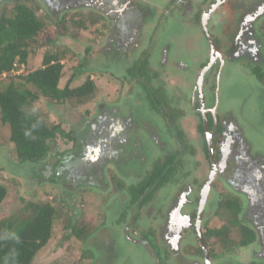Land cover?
<instances>
[{
	"label": "rangeland",
	"instance_id": "obj_1",
	"mask_svg": "<svg viewBox=\"0 0 264 264\" xmlns=\"http://www.w3.org/2000/svg\"><path fill=\"white\" fill-rule=\"evenodd\" d=\"M13 1L0 0V11L2 9L11 10ZM111 1L115 2V0ZM121 1L122 3L130 2L128 11L114 13L112 17L106 15L103 9L99 10L101 7H106L107 3L104 0H32L30 5L47 24L44 35L53 38L52 49H59L60 52L65 53V77L61 81V87L65 86L75 70L78 73V79L72 83V87L82 84L87 77H91L97 87L92 99L81 105L72 102L64 106H54L49 101L42 100L40 107L47 112L48 121L51 124H61L66 131L73 129L77 135L76 142L73 143L66 144L59 140L58 145L52 147V152L44 162V166L42 164H18L13 161L14 145L9 141V126H2L0 123V183L6 185L8 189V200L0 206L1 216H8L15 212L29 199L45 201L56 197L68 203L64 217L56 222L53 238L40 253L35 264H61L62 261V264H93L89 260L86 261L85 256L82 257L85 247L81 242L70 240V238L65 239V235L69 234L65 232L64 227L68 218L73 217L75 219L84 218L85 221L91 222L99 229L107 223L109 216V220L112 219L115 227L113 238L124 249V252L120 250L123 256L125 253L126 257L132 260L131 264L137 262L146 264L138 254V246L129 245L125 225L114 221L122 210L119 208L118 213L120 198L127 195L123 191L128 188L134 190L136 186L134 181L138 179L137 177L126 179L118 168L122 171L121 168L129 160L134 159L135 155L142 150L143 152L150 150L148 142L147 144L143 142L144 149L139 146V141L141 137L143 138L137 130L139 126L151 128L154 132L153 136L158 140L163 136V130L161 132L160 127H155L147 116V94L149 101L156 107L160 116L164 117L166 114L173 120V106L176 103H170L171 97L168 91H173V99H189L192 90L190 87L188 90L179 88V85L184 86L190 83L183 81L182 74H178V70L175 69H173L174 73H168V79L163 84L168 87H165L168 91L162 92L164 98L159 89L151 86L147 81V70L141 73V79L126 80L124 75L120 74L121 71L135 64L137 58L141 59V51L139 52L141 46H144L142 47L144 49L145 46L151 45L150 39L156 42L162 40L150 32L155 26L150 23L157 20L159 22L163 11L161 7L164 6L165 9L168 8L167 4L171 5L166 0ZM253 1L255 0H238V7L251 8L254 5ZM199 3L198 0H192L191 12L197 11ZM100 4H102L101 7ZM181 10L180 5L174 18L169 15L164 20V24H169L167 30L165 26L162 28L163 33H167L166 39L152 44V60L150 61L156 64L158 69L161 68L162 62L164 65L176 54H179L187 63L188 57L190 61L195 60L192 66L197 69L201 67V62L208 55L206 39L201 26L190 25L189 19L184 24L188 14ZM91 11L99 13L104 18V25L89 26L88 30H81L79 37L76 38L78 29H75L73 25L78 20L85 21ZM119 18L124 21L120 20V27H117L119 31L116 36L120 38L118 41V38L110 33L114 29L116 31V26L111 20ZM232 18L233 15L228 16L226 23ZM64 20V26L58 25ZM147 23L151 25L150 28H144ZM67 28L70 32L68 34L66 33ZM97 28L103 33H96ZM146 33L149 34L148 37ZM129 36L133 38V45L124 47L121 40L124 41ZM43 53L44 51H40L34 58L31 70L41 67ZM236 67H238L236 64H232L225 70L220 103L222 108L224 106L225 110L231 111L247 143L246 151L253 166L243 168V171L252 172L255 182L264 187V88L252 80L250 75L245 78ZM170 68L166 66L165 69L170 71ZM114 73L117 76H114ZM173 74L177 79L182 80L179 84L172 77ZM4 81L7 82L6 79H3ZM192 99L194 101L193 95ZM157 104H160V108L156 106ZM191 129L194 132L195 126L193 128L191 126ZM145 132L148 130L144 129L143 133ZM63 153L66 154L64 157L61 156ZM130 153L133 154L131 157H129ZM60 159L63 160L62 166H56ZM114 161L116 165L113 164ZM128 164L130 170L140 169L139 162L132 164L129 161ZM55 171L58 172L59 177H53ZM50 178L51 180H48ZM114 178L122 181L123 185L120 188L114 185ZM16 181L19 183L16 184ZM133 182L135 186L132 185ZM259 200L260 215L257 214V216L259 222L264 224V189L259 195ZM168 204L169 202L166 205ZM153 213L152 221L160 218L157 213ZM95 234L100 235V232L97 230ZM101 234L106 235L107 232L101 231ZM115 252L118 251L115 250ZM122 260L123 258L112 264H120ZM242 260L248 261L247 258L240 256L238 261L242 262ZM249 263L250 261L246 264Z\"/></svg>",
	"mask_w": 264,
	"mask_h": 264
},
{
	"label": "flooded vegetation",
	"instance_id": "obj_2",
	"mask_svg": "<svg viewBox=\"0 0 264 264\" xmlns=\"http://www.w3.org/2000/svg\"><path fill=\"white\" fill-rule=\"evenodd\" d=\"M198 1L197 11L191 12L192 0H166L171 5L167 4L166 10L161 7L162 17L159 22L150 23L155 25L150 32L162 39L159 42L165 40L167 33L164 34L162 28L165 26L167 30L169 24H164V20L169 15L174 18L181 5V11L189 17L184 24L189 19L190 25L201 26L206 39L208 55L201 62V67L194 69L195 60L190 61L188 57L187 63L176 54L164 65L162 62L158 69L150 60L152 44L159 42L150 39L151 45L139 49L141 60L146 61L143 72H148L147 81L159 89L162 96V92L168 91V87L163 85L168 73L172 74L175 70L182 74L183 81L190 83L179 85V88L188 90L190 87L192 91L189 99H173V91H168L170 103H176L173 120L166 114L161 117L149 98L146 99L147 116L155 127H160L161 132L163 130V136L158 140L151 128L138 125L136 128L143 136L139 146L144 149L143 142H148L150 150H142L129 160L132 164L139 162V170H130V165H126L128 169H123L126 172L118 170L126 179L138 178L133 180L136 186L132 183L135 188L157 168H163L162 178L145 192L129 188L123 191L127 193H124L127 198L125 195L120 198L118 213L119 208L122 210L114 221L125 225L129 245L138 246V254L146 264H246L248 261L249 264H264V224L257 216L260 215L259 195L264 187L255 182L252 172L243 171V168L253 166L246 151L247 143L231 111L225 110L224 106L222 108L220 103L222 78L229 65L236 64L245 78L250 75L264 88V0L253 1L251 8L238 7V0ZM104 2L106 7L100 4L99 10L103 9L109 17L117 12H127L130 5V2L122 3L121 0ZM230 15L233 18L226 23ZM120 20H111L116 31L114 29L110 34L113 33L118 41L120 38L116 34ZM150 24L147 23L144 28H150ZM146 35L148 37L149 34ZM132 39L129 36L121 40L123 46L131 47ZM166 66L171 67L170 71L165 69ZM174 76L179 84L182 80ZM156 106L160 108V104ZM190 125L192 128L195 126L194 132ZM129 126L132 127L130 123ZM144 129L148 132L143 133ZM113 164L116 165V161ZM135 195L139 197L136 199ZM232 201L240 202L236 212L241 223L255 231V239L245 246L238 237V226L234 227L229 222L231 214L222 209ZM235 207L238 209V206ZM153 212L160 218L152 221ZM109 219L110 216L107 223L98 229L100 235L94 234L92 241L83 244L85 252L82 257L85 256L86 261L93 264H112L122 258L120 264H131L132 260L125 253L123 256L124 249L113 238L115 227ZM227 228L232 229L230 234H222ZM100 230L107 234H101ZM240 256L248 261L239 262Z\"/></svg>",
	"mask_w": 264,
	"mask_h": 264
},
{
	"label": "trees",
	"instance_id": "obj_3",
	"mask_svg": "<svg viewBox=\"0 0 264 264\" xmlns=\"http://www.w3.org/2000/svg\"><path fill=\"white\" fill-rule=\"evenodd\" d=\"M13 2L11 10L0 11V123L2 126H9V141L14 145L13 161L18 164L44 166L52 147L58 145L59 140L66 144L73 143L76 142L77 135L73 129L66 131L61 124H51L47 112L40 107L42 100H47L54 106H64L72 102L81 105L92 99L97 87L91 77L72 87V83L78 79L76 70L65 86L61 87V81L65 77V53L52 49L53 38L44 35L47 24L30 6L32 0ZM103 20L99 13L89 12L85 21L78 20L73 25L78 29L76 38L81 30L86 31L89 26L104 25ZM64 23L65 20L58 25L64 26ZM95 30L98 34L103 33L99 28ZM66 31L67 34L70 33L68 28ZM40 51H44L41 67L31 70L32 61ZM145 65L146 61L140 59L120 74L126 80L141 79ZM113 75L117 76L115 73ZM3 79L7 82H3ZM147 97L149 98L148 94ZM64 155L66 154L61 156ZM62 164L63 160L60 159L56 166ZM126 165L129 164L122 167V173L123 169H128ZM162 174L163 168H157L154 174L149 175L144 183L134 189L145 192L162 178ZM57 176L60 175L55 171L53 177ZM114 185L120 188L123 183L115 179ZM138 197L139 195L135 198ZM6 200L8 189L0 183V206ZM66 208L68 203L56 197L45 201L29 199L24 206L8 216L2 217L0 214V264H35L40 253L53 238L56 222L64 217ZM239 208L240 202L232 201L226 203V207L222 209L231 214L229 222L234 227L238 226V237H241V244L245 246L255 239V231L241 223L236 212ZM64 228L69 234L65 235V239L70 238L82 244L92 241L98 230V227L84 218L73 217L68 218ZM231 230L227 228L222 234L228 235Z\"/></svg>",
	"mask_w": 264,
	"mask_h": 264
},
{
	"label": "water",
	"instance_id": "obj_4",
	"mask_svg": "<svg viewBox=\"0 0 264 264\" xmlns=\"http://www.w3.org/2000/svg\"><path fill=\"white\" fill-rule=\"evenodd\" d=\"M204 25H205V22H204ZM212 42V45H213V41H211ZM208 190H209V188H208Z\"/></svg>",
	"mask_w": 264,
	"mask_h": 264
}]
</instances>
